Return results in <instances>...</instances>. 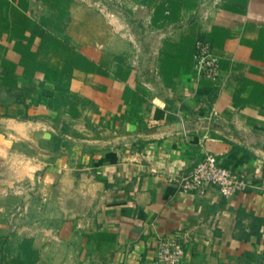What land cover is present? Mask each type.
Returning <instances> with one entry per match:
<instances>
[{
    "label": "crops",
    "instance_id": "crops-1",
    "mask_svg": "<svg viewBox=\"0 0 264 264\" xmlns=\"http://www.w3.org/2000/svg\"><path fill=\"white\" fill-rule=\"evenodd\" d=\"M111 12L0 0V264H153L161 236L182 243L180 264H260L264 0ZM199 40L217 79L195 71ZM207 152L252 186L182 191Z\"/></svg>",
    "mask_w": 264,
    "mask_h": 264
},
{
    "label": "built area",
    "instance_id": "built-area-1",
    "mask_svg": "<svg viewBox=\"0 0 264 264\" xmlns=\"http://www.w3.org/2000/svg\"><path fill=\"white\" fill-rule=\"evenodd\" d=\"M88 1L95 4L101 12L109 14V10L111 11L117 0ZM195 50L196 73L199 76L217 79L220 75V60L213 52L209 41L199 40L195 45ZM178 185L184 192H204L213 186L219 190L223 197L229 198L237 192L247 191L252 183L245 173L231 171L219 162L215 154L207 152L187 174L178 180ZM28 209V203H19L11 212L10 217L13 220L25 217ZM183 254L184 247L181 242L168 237H157L154 245L153 264H180ZM260 264H264V256Z\"/></svg>",
    "mask_w": 264,
    "mask_h": 264
},
{
    "label": "rangeland",
    "instance_id": "rangeland-1",
    "mask_svg": "<svg viewBox=\"0 0 264 264\" xmlns=\"http://www.w3.org/2000/svg\"><path fill=\"white\" fill-rule=\"evenodd\" d=\"M84 1H86V2H88V3H89V1H88V0H84ZM90 4H91V3H90ZM91 5H92V6H96L95 4H91ZM109 12H110V13H112L110 10H109ZM15 207H16V205H15ZM15 207L12 209V211L15 209ZM12 211H11V212H12ZM11 212H10V214H11Z\"/></svg>",
    "mask_w": 264,
    "mask_h": 264
},
{
    "label": "trees",
    "instance_id": "trees-1",
    "mask_svg": "<svg viewBox=\"0 0 264 264\" xmlns=\"http://www.w3.org/2000/svg\"><path fill=\"white\" fill-rule=\"evenodd\" d=\"M258 220H260V219H258ZM259 222H260V223H262L263 221H262V220H260Z\"/></svg>",
    "mask_w": 264,
    "mask_h": 264
}]
</instances>
